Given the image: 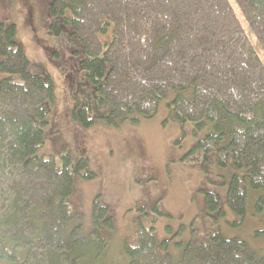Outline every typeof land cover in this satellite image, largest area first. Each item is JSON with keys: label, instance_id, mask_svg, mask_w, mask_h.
<instances>
[{"label": "trees", "instance_id": "1", "mask_svg": "<svg viewBox=\"0 0 264 264\" xmlns=\"http://www.w3.org/2000/svg\"><path fill=\"white\" fill-rule=\"evenodd\" d=\"M235 2L246 29L227 0H54L49 31L83 49L82 71L113 106L106 117L75 108L74 121L136 124L163 104L196 140L181 162L226 170L225 206L236 222L255 218L254 236L264 239V0ZM15 34L13 23L0 22V260L78 264L87 246L104 253L99 230L113 220L94 201L95 229L82 237L68 200L75 176L95 178L88 159L71 168L62 155L58 168L36 157L53 89L29 71ZM206 206L223 215L217 194H206ZM136 237L124 246L128 264H264V250L219 229L192 238L176 260L161 257L146 230Z\"/></svg>", "mask_w": 264, "mask_h": 264}, {"label": "rangeland", "instance_id": "2", "mask_svg": "<svg viewBox=\"0 0 264 264\" xmlns=\"http://www.w3.org/2000/svg\"><path fill=\"white\" fill-rule=\"evenodd\" d=\"M53 1L0 0V22L15 25V43L23 49L29 71L48 80L53 89L44 142L36 157L52 158L62 168L61 156L66 155L75 168L84 155L95 173L91 180L74 178L68 200L72 225H81L82 237L94 231V201L107 209L104 218L113 220L112 228L102 222L99 230L106 240L104 253L96 256L87 246L78 264H128L124 246L136 243L142 227L147 231L154 228L158 254L169 253L175 260L192 238L198 240L217 229L226 238L238 237L252 248L264 250V239L254 236L258 221L248 216L244 222H236L225 206L227 171L213 163L204 171L181 162L196 140L189 126L183 135L163 104L153 117L136 124L125 120L109 126L99 121L85 128L73 120L75 108H89L91 117H106L113 106L82 71L83 49L70 43L64 31L50 33ZM227 1L246 29L235 0ZM210 192L219 196L223 215L207 208L206 194ZM0 264L8 263L0 260Z\"/></svg>", "mask_w": 264, "mask_h": 264}, {"label": "flooded vegetation", "instance_id": "3", "mask_svg": "<svg viewBox=\"0 0 264 264\" xmlns=\"http://www.w3.org/2000/svg\"><path fill=\"white\" fill-rule=\"evenodd\" d=\"M159 212H160V211H159ZM142 229L146 230L144 227H142ZM153 230H154V228H150L149 231H147V230H146V231L149 232V233H151V235H152L153 238L155 239V237H154V233L152 232ZM163 242H165V241H163ZM166 242H167V241H166ZM155 243H156V242H155ZM157 253H159V252H158V249H157ZM165 254H166V255H170L169 253H165V252L162 253L161 255H160V254H159V255H160L161 257H164ZM169 257H172V256H169Z\"/></svg>", "mask_w": 264, "mask_h": 264}]
</instances>
